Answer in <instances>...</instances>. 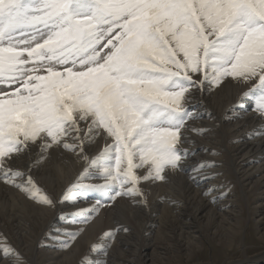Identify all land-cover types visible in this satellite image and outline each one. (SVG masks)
Instances as JSON below:
<instances>
[{
  "label": "snow or ice",
  "instance_id": "obj_1",
  "mask_svg": "<svg viewBox=\"0 0 264 264\" xmlns=\"http://www.w3.org/2000/svg\"><path fill=\"white\" fill-rule=\"evenodd\" d=\"M227 78L249 85L244 98L264 119V0H0V182L54 206L32 172L63 149L87 161L73 187L102 181L88 185L96 206L79 223L118 197L146 203L141 185L184 171L195 155L186 133L205 131L190 123L193 90ZM103 134L111 142L89 156ZM22 157L26 170L14 167ZM65 235L64 249L78 233ZM104 237L93 251L106 256L115 234ZM10 257L24 264L0 237Z\"/></svg>",
  "mask_w": 264,
  "mask_h": 264
},
{
  "label": "bare ground",
  "instance_id": "obj_2",
  "mask_svg": "<svg viewBox=\"0 0 264 264\" xmlns=\"http://www.w3.org/2000/svg\"><path fill=\"white\" fill-rule=\"evenodd\" d=\"M248 90L247 83H238L231 78H227L219 88L193 90L192 105L200 118L190 123L193 128L205 131L186 133L193 142L188 148L195 155L182 162L184 171L179 168L166 171V182L148 181L141 185L146 203L118 197L108 205L99 206L87 224L79 223V219L96 206L98 194L88 185L102 181L86 180L73 187L84 173L87 161L63 149L51 150L32 172L42 193L56 201L54 206L39 203L19 189L0 182V227L10 225L14 228V231H5L9 238L15 237L14 242L18 245L11 247L18 253H31L35 244L45 243L41 248L46 258L43 264H75L84 249L90 248L91 252L93 245L105 242V232L113 231L115 238L107 249V255L97 249L90 254L86 264H154L153 257L157 252L153 251L163 248L157 245L159 242L156 240H162L167 218L177 221L180 236L185 235L188 239L189 243L181 245L184 252H193V246L201 244L205 238L203 230L210 226L216 228L213 235L226 227L231 234H238L236 229H239L242 215L234 194L236 188L230 183V173L225 170L227 165L222 163L218 167L220 156L216 155L228 156L230 171L238 187L244 195L253 189L261 202L260 207H264V119L254 111V102L244 98ZM110 142L106 134L96 136L88 145L87 154L96 156ZM38 151L34 149L31 159L38 155ZM31 159L22 157L14 167L26 170ZM205 163L215 167L192 171ZM138 172H143V169ZM213 188L216 191L209 192ZM66 192L69 198L64 202ZM258 214L262 217L256 221L258 235L264 239V211ZM35 229L39 233L31 245L26 238H33ZM73 232L78 233L76 238L68 248H62V242L69 239L65 234ZM0 237L7 240L5 236ZM233 243L231 240L229 247L232 248ZM0 261L1 264H14L13 257L7 260L0 258ZM235 261L227 264H264V254L249 256L243 249V256Z\"/></svg>",
  "mask_w": 264,
  "mask_h": 264
},
{
  "label": "rangeland",
  "instance_id": "obj_3",
  "mask_svg": "<svg viewBox=\"0 0 264 264\" xmlns=\"http://www.w3.org/2000/svg\"><path fill=\"white\" fill-rule=\"evenodd\" d=\"M250 102L253 103L254 101L253 100L251 101L250 99ZM216 156H220L218 159L219 160L218 167H220V165L222 166L223 164L227 165L225 166L226 168L225 170H228L230 173L229 174L230 183L233 185V187L236 188V193L234 194L237 195V199H238L237 203L239 205V211L241 212L242 215L240 218L241 222L239 225V229L238 228L236 229L238 234L237 233H235L234 235L231 234L232 232L226 227L227 230L223 229L225 232H222L223 230L220 229L217 235H213L212 233L216 231L214 225L206 229L205 227H203L205 229L203 230L205 232V233L203 232L205 238L202 241V243L198 244L197 246L194 245L192 248L194 249L193 252H190L189 250L188 251L186 250L184 252L181 249L182 248L181 245H183L185 242L189 243V241L188 239H186L185 235L180 236V230H178L179 223L177 221L174 222V220L172 221V218H167L165 222L166 224L163 228L166 230H163L162 240L161 239L156 240L159 242L157 243V245L160 244L159 247L161 248L163 247V248L162 250L156 249L155 251H153L154 253L157 252V256L152 255L154 256L153 257L154 264H227V262L230 261L237 262L235 260H238L243 256V249L246 251V253L249 256H258L264 254V239L261 238V235L260 236L258 235L259 234L257 230L258 224L256 223L257 220L262 218L259 217L258 213L264 211V207H260L261 202L257 200V196L255 195V192H253V189H250L252 192L247 191L246 194L244 195L242 190L238 187L233 172L230 171V167H229L230 160L228 156L226 155L224 156V158H222L221 154H218ZM250 217L254 219V221L250 219ZM10 227H11L10 225H3V227H0V232H1L0 236L6 237L7 239L6 241L9 246L12 245L14 247H17L18 245L16 244V242H14L15 237L9 238L5 234V231L12 229ZM242 228H243L242 230L243 232L241 231ZM12 231H14V228L12 229ZM34 231L35 233L33 238L32 237L26 238V241L31 243V245L33 244V241H35L34 237L37 238L39 233L38 229H35ZM182 239L184 241H182ZM231 240H233L234 242L232 244V248L229 247ZM44 244L45 243L40 244V246L38 244L37 245L35 244L36 246L33 244L34 248L32 249L31 253H27L25 251L20 252L19 254L22 257L23 261L27 262L28 264H43L46 261V258H44L43 253L41 252V248H43ZM241 244L246 246L245 247L239 246ZM92 252H94L93 248H91V252H90V248L87 250L84 249L75 264H86Z\"/></svg>",
  "mask_w": 264,
  "mask_h": 264
}]
</instances>
